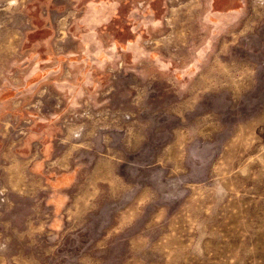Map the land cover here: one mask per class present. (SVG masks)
<instances>
[{"label": "rangeland", "instance_id": "obj_1", "mask_svg": "<svg viewBox=\"0 0 264 264\" xmlns=\"http://www.w3.org/2000/svg\"><path fill=\"white\" fill-rule=\"evenodd\" d=\"M0 264H264V0H0Z\"/></svg>", "mask_w": 264, "mask_h": 264}]
</instances>
